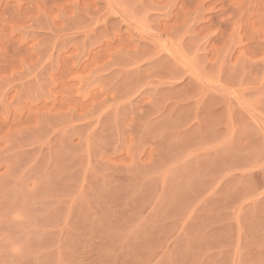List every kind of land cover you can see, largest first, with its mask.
<instances>
[{
	"label": "rangeland",
	"instance_id": "obj_1",
	"mask_svg": "<svg viewBox=\"0 0 264 264\" xmlns=\"http://www.w3.org/2000/svg\"><path fill=\"white\" fill-rule=\"evenodd\" d=\"M231 139L264 198V0H0V264H58L72 208L86 247L140 150Z\"/></svg>",
	"mask_w": 264,
	"mask_h": 264
},
{
	"label": "crops",
	"instance_id": "obj_2",
	"mask_svg": "<svg viewBox=\"0 0 264 264\" xmlns=\"http://www.w3.org/2000/svg\"><path fill=\"white\" fill-rule=\"evenodd\" d=\"M136 158L88 180L104 188L103 230L78 247L72 208L58 264L61 256L73 264H264L263 185L249 147L231 139L217 150H140Z\"/></svg>",
	"mask_w": 264,
	"mask_h": 264
}]
</instances>
